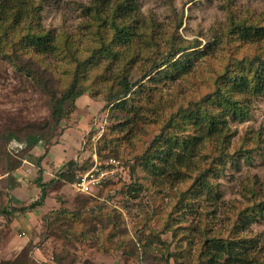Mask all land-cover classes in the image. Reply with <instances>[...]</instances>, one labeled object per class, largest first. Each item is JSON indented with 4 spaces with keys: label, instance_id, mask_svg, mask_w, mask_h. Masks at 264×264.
Masks as SVG:
<instances>
[{
    "label": "rangeland",
    "instance_id": "rangeland-1",
    "mask_svg": "<svg viewBox=\"0 0 264 264\" xmlns=\"http://www.w3.org/2000/svg\"><path fill=\"white\" fill-rule=\"evenodd\" d=\"M37 1L43 5L41 21L47 31L54 33L59 41L63 35L70 34L74 39V47L80 50L84 58H88L92 52H98L89 66L82 67L84 74L78 88L83 93L77 98L76 107L63 120L65 126H61L67 129L79 122L68 129L63 137L68 147L65 152L73 158L85 146L84 155L81 152L79 158L85 159L92 166L93 156L97 154L96 146L106 143L105 151L109 155L101 160L118 158L128 176L127 179L120 177L108 181H115L109 189L114 195L108 198L103 193L101 200L94 198L96 189L88 195L76 192L70 183L54 185L45 203L27 215L28 219L23 214H15L14 218L20 221L19 228L17 225L10 227L8 217H0V263L21 256L23 248L14 246L13 236L9 233L21 234L24 230L26 235L23 236L28 241L32 240L30 256L34 264H264V202L261 201L264 200V88L254 95L248 91L236 95L242 100H249L244 103L248 108L242 116L227 111L218 105V101L215 102V107L220 108L216 107L219 110L216 114L223 116L226 113L221 125L229 134L226 143L229 154L242 143L252 148L249 154L236 153L221 159L222 165L214 173L216 195L209 197L203 192L192 196L190 200L181 201L178 192L190 178L189 171L205 161L203 150L208 151L209 145H221L216 133L208 135L202 142V149L199 148L187 159L190 165L188 172L170 175L152 173L145 169L141 171V184L125 187L133 184L134 180L128 163L137 161L159 134L166 112L175 109L177 103L192 104L196 102L192 100L201 93L214 90L216 80L219 81L220 76L230 67L228 63L231 57L240 61L250 60L257 53L264 56V40L238 41L234 33L232 36L225 35L234 18L236 21L245 20L248 24L264 23V0H130L132 10L129 23H132L138 34L134 41L136 44L133 45L141 46V54L134 57L135 61L128 70L130 81L140 78L143 67L157 61L161 51L167 53L172 46L169 42L172 38L176 37V42L182 44L197 40L199 46L176 56L182 55L180 58L188 61L187 74L176 71L165 75L164 72L158 74L154 71L131 90L125 107H116L117 104L106 107V96L109 90L121 85L125 71L124 57L131 48L126 52L121 50L122 54L118 57L98 51L103 42L93 34L95 28L91 23L92 13L87 10L92 0ZM112 3L113 0L105 1L104 8L107 9ZM153 36L155 39L151 40ZM145 41L159 42L160 47H153L152 43L145 45ZM116 46L121 48L122 44ZM143 46L148 49V55H143ZM40 65L41 68H47L45 77L52 88H63L69 84L76 62L68 51L56 47L40 57ZM28 67L33 69L32 66ZM243 68L245 72H250L246 64ZM154 74L156 77L152 78ZM39 84L33 75L18 68L9 59L0 62V133L12 129L21 131L24 136L29 126L39 128L48 124L52 112L50 95ZM221 84L229 88L225 80ZM131 100L130 104L128 101ZM134 103L137 112L133 110L129 113L127 109L132 108ZM129 118L131 120L127 121ZM101 125V135L92 140L97 126ZM60 135L58 130L53 141ZM83 136L86 144L82 141ZM15 142L24 141L13 139L7 143L0 136L1 206H21L23 200L33 201L40 192L33 179L35 171L38 173L39 170L35 164L30 167L34 173L23 168L25 173L17 174V178L20 175L28 180L24 184H29L19 187L13 193L9 192L5 169L10 156L21 150H17ZM36 148L42 150L38 152L44 150L42 143ZM58 149L56 146L52 151ZM136 156L139 157L136 159ZM50 167L53 169L54 165ZM49 175L50 172L45 177L49 179ZM85 198L92 201L90 204L101 205L102 202L109 205L105 214L110 225L101 227L97 217L91 215L93 213H86L84 218H76L73 230L71 216L66 215L67 218L59 210L81 209V205L79 208L78 205ZM103 199L106 201L103 202ZM247 208L248 212L239 215ZM258 209H263L262 213L257 212ZM172 210H175L172 227L164 231V218ZM45 212L53 213L54 217L46 226L42 222ZM238 218L241 222L234 233L233 227ZM28 221L30 226L26 229L23 224ZM72 230L84 231L81 235H74L71 234ZM210 234H231L234 239L244 236V241H239L237 245L245 254V260L228 261L227 255L222 256L220 261L209 260L210 254L207 252L200 259L201 245ZM140 249L143 250L142 254L135 251Z\"/></svg>",
    "mask_w": 264,
    "mask_h": 264
},
{
    "label": "trees",
    "instance_id": "trees-1",
    "mask_svg": "<svg viewBox=\"0 0 264 264\" xmlns=\"http://www.w3.org/2000/svg\"><path fill=\"white\" fill-rule=\"evenodd\" d=\"M105 1L109 0H92V4L87 8V10L92 13L91 23L95 28L93 34L103 42V46H101L98 51L105 52V54L112 57H118L122 54L121 50L126 52L129 47L131 48V50L129 49L128 52H126L127 56L124 57L123 69L125 71L123 73L121 85L118 88H113L108 91V95L106 96V107H114L116 104V107L120 105L125 107V103H127V99L129 98L128 94L131 90H133L140 81L151 76L154 71L158 74H163L164 72L165 75L174 74L176 71H182V74H187L188 61L181 59L180 57L182 55L177 58L176 56L182 52L183 54L187 53L186 51L199 46V44L197 40L192 42L188 41L184 44L178 43L175 37L169 41L172 43V46H170L167 53L164 54L161 51V57L158 58L157 61H153L150 66L143 67V74L140 78L130 81L128 70L135 61L134 57L141 54V46L133 45L138 34L135 33L132 23H129L131 16L130 10H132L130 7L131 1L113 0V3L109 5L107 9L104 8L103 4ZM42 10L43 5L37 0H0V62L9 59L14 65L18 66V68L24 69L33 75L38 83H40L39 85L49 92L52 109L51 119L46 126L36 128L31 125L27 128L24 136L21 135V131H14L12 129H7L0 133V136L7 143L16 139L24 141L26 144L18 154L10 156L8 166L5 169L9 192L14 191L19 184L16 171L22 165L24 158L34 162L39 169L38 175L35 178V183L41 190L36 199L30 203L22 204L21 206L0 205V217H8L10 224L15 214H26L30 211H37L39 206L45 203L47 194L53 189L52 187L54 185L60 183L71 184L79 173L91 167L86 160L82 162L69 160L65 164L66 167L64 169L61 168L55 176L46 180L43 176L44 169L41 166L42 161L47 156L51 146L59 142L61 135L69 128L64 129L61 127L65 126L63 125V120L66 119L69 112L76 107V100L83 93V91L78 88L84 74L82 67L84 65L89 66L98 52H92L88 58L82 57L80 50L74 47V39H72L70 34H66V36L63 35L59 41L54 33L47 31L43 27L41 21ZM233 33L238 41H263L264 23L258 22L256 24H248L245 20L236 21L234 18L231 20L225 35L232 36ZM173 36H175V34ZM178 36L180 37L179 34ZM153 39H155L154 36L151 40ZM144 43L145 45L152 43L153 47H160L159 42L145 41ZM116 44L118 46L122 44V47L117 48ZM56 47H61V49L68 51L76 62L71 80L69 84L63 88H52L48 78L45 77L47 68H41V65L39 67L40 57ZM142 49L144 50L143 55L146 53L148 55V49L145 48V46H143ZM157 50H159V48ZM21 64L23 67H21ZM228 64L230 67L220 76L219 81L216 80L217 85L214 90H207L201 93L199 97L192 100L196 101L192 104L177 103L178 106L175 109L170 113L166 112V116L163 117L161 122L162 126L159 134L155 136L137 161H133L134 163L131 164L128 163L134 180L133 184H127L125 187H136L141 184L143 179L141 171L143 172L145 169H149V172L152 173H165L170 175L173 173L180 174L188 172L190 165L187 163V159H190L189 157L193 156L195 151L199 148L200 150L202 149V142L205 138L209 137L208 135L216 133L217 141L221 140V145L218 147L209 145V153L203 150L202 154L205 161L198 163L197 160L198 165L196 168H194L193 171H189L190 178L178 189L181 201L190 200L192 196L203 192H206L209 197L216 195V177L214 173L221 167V159L228 155L233 156L236 153L249 154L252 151L251 147L248 148L245 143H242L229 154L226 149L229 134L221 125L226 113L222 112V114L225 113L223 116H220V113L216 114L219 111L218 108L221 105L227 109V111H233L237 116H242L243 113L245 115L248 107H246L244 103L249 100H242L237 98L236 95L245 94V91L254 95L263 91L264 88V56L262 54L257 53L253 55L250 60L244 59L240 61L231 57ZM245 64L249 67L248 71L250 72H245L243 68ZM165 65L167 66L164 67ZM28 66H32L33 69L30 70ZM154 77H156L155 74L152 78ZM222 80H225L229 88L221 84ZM228 89H230V91H228ZM216 101H218L217 103L219 106H216L218 108L215 107ZM128 102L131 104L132 100ZM134 109H138L135 103L132 108H128L127 110H130V113ZM134 111L137 112L136 110ZM129 120H131V118L127 119V121ZM58 130L61 132V135L57 140L53 141ZM105 140L104 138V141ZM39 143L43 144L44 153L40 156H34L31 150ZM105 148L106 143H101L100 146H96L97 156L100 159L108 157L106 155H109V152H106ZM138 157L139 156H136V159ZM127 176L125 179H127ZM113 182H106L96 191L94 198L101 200V195H103V193H106L107 197L111 198L114 193L109 191V189L112 188L111 184H113ZM122 183L124 184V181ZM103 189L104 191H102ZM107 191L110 193L108 194ZM102 201L105 202L106 200L104 201L103 199ZM261 201L264 202L263 199ZM91 202V200H86L85 198L78 205V208L81 205V209L70 211L68 208H61L59 212H61V214L63 213L65 217L71 216L70 223L73 225V230L75 228L76 218L78 216L84 218L86 213H93L91 215L97 217V221L101 227L110 225L109 218L105 214L106 208H108L109 205L107 206L102 202L100 203L101 205H99V203L95 205L90 204ZM254 207L255 206H253L252 209H254ZM248 210L247 208L241 211L239 215H242V212H248ZM261 211H263V209L257 210V212ZM174 213L175 210H172L167 214V217L164 218L166 224H164L162 230L166 231L172 227ZM52 218H54L53 213H43L42 222L45 223L44 226L48 225V222L53 220ZM104 218L106 220H102ZM239 218L236 219V223L233 227L234 233L237 232L239 222H241ZM73 230L71 234L74 235H81L84 231L73 232ZM210 235L211 236H206L204 243L201 245L200 259H202L204 253L207 252V254H210L209 260L220 261V258L225 255H227L226 260L228 261L238 262L245 260V254L238 249L237 245L239 241H244V236H239L237 239H234L231 234L227 236H221L219 234ZM30 249H32V240H29L23 247L21 256H17L14 259L3 260L0 264H34L30 256ZM135 251L141 254L143 253L142 249ZM63 257L64 256H62V258ZM56 261L59 260L56 259Z\"/></svg>",
    "mask_w": 264,
    "mask_h": 264
},
{
    "label": "crops",
    "instance_id": "crops-1",
    "mask_svg": "<svg viewBox=\"0 0 264 264\" xmlns=\"http://www.w3.org/2000/svg\"><path fill=\"white\" fill-rule=\"evenodd\" d=\"M79 122H77L76 124H78ZM75 124V125H76ZM74 125V126H75ZM74 126H71V127H69L68 129H70V128H72V127H74ZM67 129V130H68ZM67 130L65 131V133L67 132ZM65 133H63V135H61V137H60V140H59V142H57L56 144H54L53 146H51V148L49 149V151H48V154H47V156L43 159V161H42V163H43V169H44V179L46 180V179H48L47 177H45V174H47V173H51V176L49 175V178L50 177H52V176H55L58 172H59V170L62 168V169H64L66 166H65V164H66V162L67 161H69V160H76V161H78V162H82L83 160H85V159H82V158H79V156H81L80 154H81V152H82V154L84 155V149H85V146H83L82 148H81V152H79L78 154L77 153H75L74 154V157L73 158H70V157H68V155H67V153L65 152L66 150H67V148L68 147H66V145H65V142H64V140H63V137H64V135H65ZM85 136H83L82 137V141H84V143H85V141H86V139L84 138ZM60 144V145H59ZM86 144V143H85ZM62 145V146H61ZM56 146H58L59 147V149L56 151V152H53L52 151V149L53 148H55ZM37 147V146H36ZM34 148L33 150H31V153H33V155L34 156H40V155H42L43 153H44V150H43V152H38V151H42V150H39L38 148ZM38 149V150H37ZM44 149V148H43ZM85 158V157H84ZM47 163H52V164H50V165H54V168H56V167H59V168H56V169H51L52 167H50V165H48ZM34 162H32L31 160H29V159H27V158H24L23 159V163H22V165L18 168V170L16 171V175L17 174H19V172L20 173H25V171L23 172L22 171V169L24 168V170H29V171H31V173H34V172H32L33 170H32V168H30L31 166H34ZM36 165V164H35ZM25 166L27 167V169L25 168ZM49 171V172H48ZM28 172V171H27ZM30 173V174H31ZM24 175V174H23ZM38 175V173H36V171H35V176H33V179H35L36 178V176ZM32 177V176H31ZM23 180H24V182H23ZM18 181H19V184H18V186L16 187V189H18L19 187H21V186H27L29 183H27V184H24L25 183V181L26 182H28V180H26V179H23V177L21 176L20 177V175L18 176ZM36 184V183H35ZM39 189L38 190H41L40 189V187H38ZM15 189V190H16ZM36 189V188H35ZM15 190L14 191H12V193L13 192H15ZM40 193V192H39ZM14 195V194H13ZM39 195V194H38ZM11 196V195H10ZM13 198V197H12ZM34 200V199H33ZM31 201L29 200V201H27V200H23L22 201V204H25V203H30ZM11 204V203H10ZM14 204V203H13ZM14 205H17V204H14ZM17 206H19V205H17ZM31 213H33L32 211H30V212H27L26 214H23V215H25L26 216V218H27V215H29V214H31ZM28 219V218H27ZM19 220L17 219V218H14L13 220H12V222H11V224H10V227L11 226H15V225H17V228H19V227H21L20 225H19ZM22 223V222H21ZM30 226V222L28 221V222H24V224H23V227L24 228H28ZM11 236H13V244H14V246H16V247H18V248H23L26 244H27V238H26V236H23V235H26V232L23 230L22 231V233L20 234V233H9Z\"/></svg>",
    "mask_w": 264,
    "mask_h": 264
},
{
    "label": "built area",
    "instance_id": "built-area-1",
    "mask_svg": "<svg viewBox=\"0 0 264 264\" xmlns=\"http://www.w3.org/2000/svg\"><path fill=\"white\" fill-rule=\"evenodd\" d=\"M102 128V125L97 126L96 132L92 135V140L101 135L103 131ZM15 146L17 150H20L24 148L26 144L25 142H15ZM93 158L94 163L91 168L79 173L76 179L71 183L76 192L92 194L95 189H100L106 182L117 180L120 177L125 178L127 176V171H125L124 165L118 158L110 157L102 161L97 154H95Z\"/></svg>",
    "mask_w": 264,
    "mask_h": 264
}]
</instances>
